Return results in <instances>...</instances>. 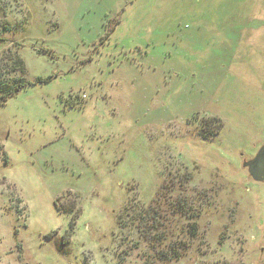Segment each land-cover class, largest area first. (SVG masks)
I'll list each match as a JSON object with an SVG mask.
<instances>
[{"label": "rangeland", "instance_id": "rangeland-1", "mask_svg": "<svg viewBox=\"0 0 264 264\" xmlns=\"http://www.w3.org/2000/svg\"><path fill=\"white\" fill-rule=\"evenodd\" d=\"M20 80L0 264H264V0H0Z\"/></svg>", "mask_w": 264, "mask_h": 264}, {"label": "water", "instance_id": "water-1", "mask_svg": "<svg viewBox=\"0 0 264 264\" xmlns=\"http://www.w3.org/2000/svg\"><path fill=\"white\" fill-rule=\"evenodd\" d=\"M242 167L247 170L253 181L264 183V145L253 158H245Z\"/></svg>", "mask_w": 264, "mask_h": 264}, {"label": "trees", "instance_id": "trees-1", "mask_svg": "<svg viewBox=\"0 0 264 264\" xmlns=\"http://www.w3.org/2000/svg\"><path fill=\"white\" fill-rule=\"evenodd\" d=\"M18 62L21 63L22 67L24 66V62L22 60H18ZM28 84H30L28 81L22 80L14 83V85L10 86V88L1 93L0 105H2L8 97L16 94L17 92H19L20 89L27 86ZM191 231L194 236L197 235V226L195 223L191 225Z\"/></svg>", "mask_w": 264, "mask_h": 264}]
</instances>
